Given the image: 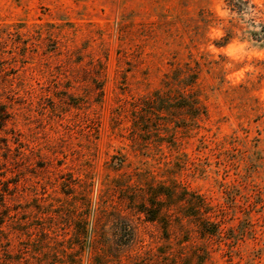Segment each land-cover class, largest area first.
<instances>
[{
	"label": "rangeland",
	"instance_id": "rangeland-1",
	"mask_svg": "<svg viewBox=\"0 0 264 264\" xmlns=\"http://www.w3.org/2000/svg\"><path fill=\"white\" fill-rule=\"evenodd\" d=\"M263 27L264 0H0V264H78L81 213L80 264H264ZM160 184L218 233L146 220Z\"/></svg>",
	"mask_w": 264,
	"mask_h": 264
},
{
	"label": "trees",
	"instance_id": "trees-1",
	"mask_svg": "<svg viewBox=\"0 0 264 264\" xmlns=\"http://www.w3.org/2000/svg\"><path fill=\"white\" fill-rule=\"evenodd\" d=\"M262 32L263 33L260 36L264 38V27L262 28ZM198 78L199 72L196 71L195 73H193L192 82L195 83ZM195 98L196 101H193V103L194 106H197V104H199V98ZM174 187L175 186H167L165 184L151 185L149 187L150 191H148L149 197L147 198V200L140 203L139 212L143 213L146 220L148 221H158L164 224L165 232L169 234V229L172 223L174 222V214L172 212L171 206L180 202L184 210V212L181 214L180 219L187 217L192 220V222H194L196 226L197 232L202 237L215 236L218 233L220 221L217 220L218 215L214 210L213 206H211L210 203L201 194L188 193V191L186 190L182 193L180 192L179 194L175 191ZM79 216L81 223L78 224L75 236H77L81 241L78 243L69 242L68 244L62 245L69 255L74 257L79 256L75 261L78 264L81 263L80 261L82 259L83 253L87 247L86 240L90 233V229L87 222V215L81 213L79 214ZM179 224L183 225L184 223L179 221ZM43 230L46 234L45 239L52 238L51 235L47 237L48 233H51V231L48 232L49 229L44 227ZM53 232L54 231H52V233ZM39 243H37L35 248L33 245L26 246V250H34V252L40 251L39 253H41L42 247H38ZM78 244L79 250L76 247V245ZM40 246H43L42 243H40ZM57 252L59 253L61 251L57 250Z\"/></svg>",
	"mask_w": 264,
	"mask_h": 264
}]
</instances>
